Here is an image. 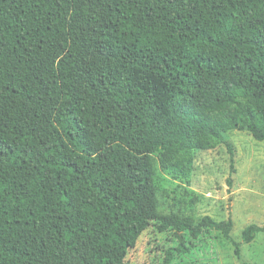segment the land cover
Returning <instances> with one entry per match:
<instances>
[{"label":"trees","instance_id":"16d2710c","mask_svg":"<svg viewBox=\"0 0 264 264\" xmlns=\"http://www.w3.org/2000/svg\"><path fill=\"white\" fill-rule=\"evenodd\" d=\"M231 131L264 142V0H0V264H129L151 226L264 231L159 212ZM232 185L231 177L227 179Z\"/></svg>","mask_w":264,"mask_h":264},{"label":"rangeland","instance_id":"374dc122","mask_svg":"<svg viewBox=\"0 0 264 264\" xmlns=\"http://www.w3.org/2000/svg\"><path fill=\"white\" fill-rule=\"evenodd\" d=\"M229 140L235 149V173L230 175V157L226 147L197 151L189 183L173 181L156 163L158 210L193 216L196 222L208 216L216 222L231 218L230 237L241 243V233L249 225L264 228V142L246 132L231 131ZM231 177L232 185L227 179ZM185 254L173 253L170 264H264V231L249 244L240 245L241 259L234 246L220 233L204 230L197 239L185 235ZM174 232L158 233L151 226L129 250V264H162L164 253L175 248Z\"/></svg>","mask_w":264,"mask_h":264}]
</instances>
